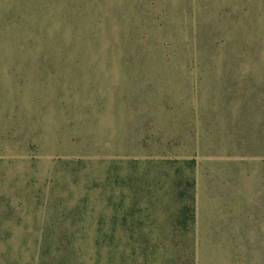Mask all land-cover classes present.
<instances>
[{"label": "rangeland", "instance_id": "obj_1", "mask_svg": "<svg viewBox=\"0 0 264 264\" xmlns=\"http://www.w3.org/2000/svg\"><path fill=\"white\" fill-rule=\"evenodd\" d=\"M0 264H264V0H0Z\"/></svg>", "mask_w": 264, "mask_h": 264}]
</instances>
